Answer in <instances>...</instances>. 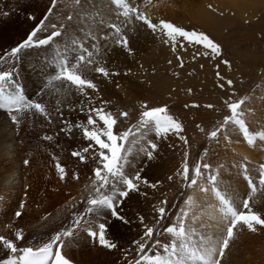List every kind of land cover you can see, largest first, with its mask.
<instances>
[{"label": "rangeland", "instance_id": "1", "mask_svg": "<svg viewBox=\"0 0 264 264\" xmlns=\"http://www.w3.org/2000/svg\"><path fill=\"white\" fill-rule=\"evenodd\" d=\"M33 1L35 3L29 6L28 12L33 14L38 8H41L39 16H44L45 19L48 14H51L49 9L55 10L61 0H56L55 5H53V0ZM127 2L133 7H138L139 11L148 16L154 23L165 20L186 30L203 31L221 45L222 55L213 56L210 50L205 49L203 46L177 38L176 48L173 51L172 42L164 32L160 30L153 32L134 18L131 23L126 22L122 15H119L121 12L119 7L109 11L99 9L97 12H95L97 8L92 7L91 11L82 10L81 12L86 14L89 22L96 23L97 21L98 26H102L108 32V35L114 39L115 44L117 43L109 24H121L123 34L128 37V46L130 45L133 50L129 51L127 47H123L125 49L122 51L128 54L124 67L115 62H122L124 58L121 56L120 59L118 58L119 60L110 63H112L114 71L119 74L127 73L129 76H133L136 72H139L142 75L144 104L146 103L149 107L167 105L169 114L183 124L184 131L181 135L187 138V145L176 135L160 138L164 142H160L159 138L150 137L151 141L155 142L156 140L155 143L158 144L157 153L159 150L163 151V154L165 153L164 155L167 157L168 153L173 151L174 155L179 157V163H181L172 172H169L173 167L169 166V171H165L164 168L167 167L165 162H160L164 155L159 159L157 158L158 154L155 152L152 160L144 155V160L136 162L138 164L137 170H133L139 171L141 176L147 179L148 184H140L139 191L136 192L138 193L137 197L134 196L136 195L135 192H131L128 196L131 199L128 197L121 198L122 203L119 200L117 201V211L124 219L114 217L108 212H105L102 218L96 215H87L85 214L88 207L86 201L90 195L94 194L91 181L95 177L91 173L92 167L85 168L82 165L88 161V158L90 159L89 154L85 153L86 162H81L79 158L72 155V152L81 151L89 144L85 143L84 146L80 147L71 144V146L58 148L60 152L56 153L58 149L53 144L54 141L50 142L51 140L44 139L45 136L52 137V133L42 124L39 127L37 124L38 119L42 121L45 118L44 116L34 112H26L27 116L22 120L19 119L17 125L11 121L9 114L7 116L0 114V120L7 119L11 121L13 133L8 137L0 136V202H2L0 203V235L15 240V231L22 230L24 239L16 241L18 248L38 247L43 242L46 243L56 232L70 228L75 216L85 214V219L95 222L91 225L94 229L98 223L106 224V238L115 243L117 247L108 249L100 246L98 242H93L85 231L78 229L72 237L65 239L66 246L64 248H69L74 253L77 250L76 253L80 252L81 255L88 256H83L84 262H87L86 264H129V261L138 258L136 246L133 242L141 239L145 225L155 227L157 231H162L168 224L176 222L177 214L180 212L179 208L183 207L182 205L187 199L185 197L187 193L185 192L189 189L185 187L182 176L178 175V173H182L185 152L188 153V164L191 169L197 161L210 164L208 157L205 156L204 149L208 150L211 141L218 145L215 148L221 147L219 146L221 141L225 144L224 149L230 147L232 139L235 138L231 131H222L216 139L208 138V133L222 123L226 115L230 114L224 102L226 100L234 102L241 98H247L245 104L242 105V111L245 114L244 119L245 122L247 121L248 127L250 124H255L256 119L254 122L252 120L255 115L257 116L260 113L261 109L264 116V0H127ZM40 22L34 24L26 32V35L28 36ZM48 28L44 27V30L38 32L37 37L34 39L49 35L53 29ZM13 38H15L14 34H9L6 37L7 41H12ZM136 44L141 47L139 54L142 56L138 54L141 57H139L140 59L135 52L137 49ZM163 44H168L167 49L170 52V59L163 64L149 60V55L155 53L156 49H160L159 45ZM81 45L83 44L78 43L75 46L81 51ZM9 52H5L3 56L6 57ZM121 52L119 51L122 55ZM169 52L164 50V52L159 53L158 57L160 59L166 55L169 57ZM99 58L98 56L95 59L99 61V66L106 67L105 65H108V62ZM134 60L138 61L134 62ZM181 60L183 66H181ZM224 60L229 61L231 66L225 65ZM59 64V58H52L47 65L55 71L56 66ZM4 67L5 63L0 62V70ZM217 71L224 77L223 80L217 78ZM82 73L87 77L84 71ZM227 80H232L233 84L229 86ZM121 82L116 83L114 87L119 92L118 87ZM50 83L46 79L44 85ZM68 84L64 81L62 85L69 91L71 84ZM221 84L224 85L223 88L220 87ZM32 101L39 102L34 99ZM144 104L142 103L136 107L138 109H135V111H133L134 109H131V112L126 111L129 113L128 117L121 116L118 119L114 116L117 119L114 132L122 133L133 125H137ZM208 104H212L214 107L212 109L206 108L205 105ZM193 105H199V107ZM249 116L252 117L251 120L247 119ZM94 119L97 120L98 118L94 117ZM97 125V131L104 128V125L99 126L98 120ZM197 125L203 128L204 131H200ZM230 127L234 131L237 129L236 132L239 130L235 125L230 124ZM262 128L259 126L251 131H263ZM152 135L155 136L154 132H151ZM142 139V137H137L138 146H135V148L132 146V152L135 153L143 147ZM167 142H169L168 145L170 143L172 145L170 144V147L168 146L169 148L165 151ZM259 143H262L260 145L264 152V141L259 140ZM38 144L45 151V155L38 151ZM160 144H163V146ZM174 144H180L181 148ZM10 145L13 149L7 150L5 153V148H9ZM144 147H147V145H144ZM219 151V149L216 150L217 153ZM64 156L73 157L77 160V163L72 162V170H69L66 164L63 163ZM201 157H203L202 160ZM258 157L260 158V156ZM25 160L29 161L27 165L24 164ZM235 160L237 161L235 162L236 166L245 164V161H243L241 165L238 158ZM55 162L65 168L67 173L65 179H60V173L56 168V164H54ZM160 164L165 166H163V172L159 169L156 170ZM249 164L253 165L250 166L248 174H241L239 175L241 178H238L239 181H234L236 186L246 189L244 196H239L237 193L239 192L238 188L230 186L231 179L224 177L219 172L217 186L232 200L235 197V199H238L240 206L237 205L238 203L234 204L239 210L245 211L242 201L243 199H249L252 210L264 217V186L259 184L260 172L258 171L259 165L264 163L252 160L249 161ZM97 166H99V162ZM126 167L125 172L128 175H133V172H136H130L131 167ZM84 170L91 181L89 179L86 182L87 186H83L82 191L80 190L81 187L80 189L78 187V191L73 193L76 183H82L88 177L83 175ZM73 172L79 175L78 180L73 179ZM206 175L201 184L208 187L209 191L207 193L200 191L198 195L193 194L196 202L195 219L193 220L190 214L189 218H191L190 222L192 223L188 224L190 228L195 230L193 234L195 239H199L201 235L218 239L224 232L226 225L224 223L222 226L223 231L219 232L214 229L215 225L213 223L209 225V218H205L208 215L207 210L209 208L207 203L214 194L211 191V185L208 184ZM225 175H228V173L225 172ZM169 177H172V179L169 180ZM246 177H251L253 182L256 183L257 190L255 193L251 191ZM151 184H157V187L152 188ZM5 189L11 193V197L3 201L1 195ZM165 199L167 200V215L162 222L157 224L159 213L156 209L164 206L161 202ZM233 202L235 201L233 200ZM136 203H139L138 208ZM17 211L22 213L20 217L14 215ZM141 216L143 222L130 225L129 220H132V217L137 222L141 221L139 219ZM234 232L235 236L230 241L229 249L226 250L221 264L226 263L225 261L228 264H238L239 262L240 264H264V227L258 226L256 232H251L246 226L237 225ZM154 239L168 242L171 237L158 235ZM38 240L40 243H37ZM6 255H10V253H6L0 247V259L5 258Z\"/></svg>", "mask_w": 264, "mask_h": 264}, {"label": "snow or ice", "instance_id": "2", "mask_svg": "<svg viewBox=\"0 0 264 264\" xmlns=\"http://www.w3.org/2000/svg\"><path fill=\"white\" fill-rule=\"evenodd\" d=\"M76 2L79 3V0H76ZM55 3L56 0H53V5ZM113 3L121 9L119 15H122L126 22L131 23L134 18L153 32L157 30L164 32L172 42L173 51L176 48L177 38H182L184 41L203 46L205 49L210 50L213 56L222 55L221 45L216 43L203 31L186 30L181 26L165 20L154 23L148 16L139 11L138 7H133L127 0H113ZM51 11L52 9H49V12ZM44 27V20H41L40 24L22 43L10 50L7 57L14 60L22 50L36 45H47L55 37L61 35L59 31L54 30L44 39H34L37 37L38 32L44 30ZM109 27L113 30L115 42L123 47H127L128 37L123 34L121 24L111 23ZM165 42L167 43L168 41ZM98 51L97 49V53ZM205 54L207 55V52ZM93 56L92 51H89L81 45V54L74 58V62L69 61L66 57L61 59L60 73L57 79H63L72 86H75L81 93L86 88L97 90V85L91 79L86 78L80 71L81 65H97L94 71L102 74L104 77H108L110 73L106 67L99 66V61L94 60ZM7 57L0 56V62H5ZM223 63L229 67L231 66L227 60H224ZM181 66H183L182 60ZM217 78L220 80L224 79L219 71H217ZM227 84L231 86L233 81L227 80ZM220 87L223 88L224 85L221 84ZM246 99L241 98L234 102L226 100L224 102L230 114L226 115L223 118V122L208 133L209 139H216L222 131L227 130L228 125L232 124L239 129L248 145H255L257 140L264 141V131H251L245 122L242 105L245 104ZM193 106L199 107V105ZM205 107L212 109L214 105L208 104ZM143 108L144 110L140 113L138 124L133 125L122 133L114 132L117 119L110 112H105L103 106L89 110L90 113H95L98 120L103 123V129L100 131L96 130L97 120L93 118L92 114H89L87 117V126L83 124L77 125V127L83 129L84 137L94 142L95 146H98V152L93 154V158L99 162V166L93 170L95 177L92 181L94 194L90 195L86 201L88 207L86 208L85 214L96 215L102 218L103 214L108 212L112 216L123 220L124 217L120 216L117 211V201L119 200L122 203L121 198H127L131 192L139 191L141 183L148 184L147 179L143 178L139 171H136L133 175H128L125 172L126 166L135 167L128 158L132 154V150L131 148L125 147L126 144L130 143V136L134 137L136 134H139L141 137H146L151 132H154L158 138L176 135L187 145V138L181 135L184 131L183 124L169 114L167 105L149 107L145 103ZM0 109L6 110L11 121L17 125L19 124L20 115L26 112L38 113L50 120V115L44 104L33 102L24 96L11 70L0 71ZM119 115L128 117L129 114L126 111H122ZM197 127L200 128V131H204L199 125ZM44 139L52 140V137L45 136ZM92 148L93 144L90 143L88 147L81 151H73L72 155L79 158L81 162H86V156L84 154L88 153ZM157 149L158 144L148 140L147 147L140 148V151L151 160L154 158L153 154ZM204 153H207V149H204ZM202 159L203 157H201ZM28 163V160L24 161L25 165ZM259 167V184L264 186V164H261ZM56 168L60 173V179H65L67 175L65 168L59 163L56 164ZM244 168L247 171V165H244ZM190 171L192 173L191 176ZM206 173V179L208 184L211 185V191L220 202L219 212L221 213V221L226 225L220 238L213 239L204 235H201L199 239L194 238L193 234L195 230L189 227L188 220L190 214L192 219H195L194 209L196 202L194 196L190 195L184 201L185 207L181 208L177 214L175 223L168 224L162 231H157L155 227L145 225L141 239L133 242L136 246L138 258L134 261H129V264H221L226 250L229 249L230 241L235 236L234 230L237 228V225L246 226L251 232H256L258 226L264 227V217L260 213L252 210L249 199H243L242 201V206L245 211L239 210L231 197L223 193L217 186L218 171L213 174L211 165L201 163L200 161H197L194 167L190 169L188 153L185 152L182 173H178V175L182 176L185 187L199 188V191L207 193L209 191L208 187L202 184L198 185V179L205 178ZM73 179L78 180L79 175L74 174ZM171 179L172 177H169V180ZM246 179L251 191L255 193L257 190L256 183L253 182L251 177H246ZM150 186L156 188L157 184H151ZM161 204L164 206L156 209L159 213L157 224L162 222L167 215V200H163ZM85 214L75 216L70 228L56 232L48 242L36 248L31 246L18 248L16 241L24 239L22 230L15 231V240L0 235V247L6 253H10L5 258L0 259V264H73V261L63 254L62 249L65 246V239L72 237L78 229L85 231L88 237L93 242H98L100 246L115 249L117 245L106 238V224L98 223L94 229L91 225L95 222L90 219H85ZM14 215L20 217L22 213L17 211ZM140 219L143 222V218L141 217ZM158 235H168L171 239L168 242L154 239Z\"/></svg>", "mask_w": 264, "mask_h": 264}, {"label": "bare ground", "instance_id": "3", "mask_svg": "<svg viewBox=\"0 0 264 264\" xmlns=\"http://www.w3.org/2000/svg\"><path fill=\"white\" fill-rule=\"evenodd\" d=\"M34 3L35 2L33 0H0V56H3L5 52L10 51L13 47H16L18 44L22 43L23 40L27 38L26 32L34 24L40 22L41 19L44 20L45 27L52 28L53 31L59 30L61 35L58 37H55L47 45H40V46L36 45L31 48L22 50L18 54L17 58H15L14 60L6 56L7 58H6V61L4 62L5 67L1 69L0 71H8V70L13 71L15 78L16 77L21 78V81L26 88V92L28 93V95L27 93L26 95L29 96V98L31 99L42 102V104L46 106V109L50 115V120L47 118H43L42 121H40V119H38L37 124H38V127L39 125L42 124L43 127L47 128V130L52 133V140L50 142L54 141L53 144L57 146V149L63 148L64 146H71V144L73 146H79V147L84 146L85 143L93 144L92 150L90 151V153L88 152L90 159L88 158V161L82 165H84L83 167L85 168L92 167V170L91 169L90 170H91L92 175H94L93 170H94V167L95 168L97 167L98 160L93 158V154L95 152H98V146H95L94 142L87 140L83 135V129L81 127H77V125L83 124L87 126V117L89 114H92L93 118L96 117L95 113L89 112V110L92 108H100L101 106H103V109L105 112H110L113 116H116V118L118 117L119 119V117H121L119 115L120 112L122 111L131 112V109H134L133 111H135L136 107H138L142 103L144 104V100H145L144 90L142 87L143 84L141 81L142 75L139 72H136L133 76L131 75L129 76L127 73H125L126 75L119 74L116 71H114L112 63H110L114 60H119L121 56L124 58L122 62H120L121 64L118 61H115V62H117L119 65L124 67L126 60L128 59V54L122 51L125 48H123V46H120L119 44H115L114 39L110 35H108V32H106L102 26H98L97 21L96 23L95 22L93 23L91 21L89 22V18L86 17V14L81 13L82 10H85L86 12L91 11L92 7L97 8L96 10L94 9L95 12H97L99 11V9H101L102 11L114 10V9H117L118 6H116L113 3V0H79V3H77L76 0H61L59 5L55 8V10L53 9L51 11V14H48L46 16L47 19H44V16H39V11L41 10V8H38L37 11L33 14L28 12L29 6L33 5ZM9 34L15 35V38H13L12 41H7L6 39L7 35ZM47 36H42L38 39H44ZM74 43L75 45L78 43L80 44L82 43L84 48H87L89 51H92L94 54L93 56L94 60L97 59V57L99 56L100 57L99 59H101L102 61L108 62V65H105L107 70L110 73L108 77H104L102 74L96 73L94 71V68L97 65L95 66L94 65H91V66L81 65L80 67V71L81 72L84 71L87 74L86 78L91 79L97 85V90L86 88L84 89V92L81 93L75 86L70 85V90L68 91L66 90L65 86L62 85L64 84L63 79H57V77H54V74L57 73L61 65L59 64L58 66H56L55 71L53 68H50L49 65H47L50 59L52 58H59L61 61L62 58L66 57L69 61L74 62V58L77 55L81 54V51L79 50V48H76L77 46H75ZM136 47L137 49L135 52L138 55L141 52V47H139L138 44H136ZM127 48L130 50H133L131 49L130 45L127 46ZM159 48L160 49H156L155 53H152L151 55H149L148 58L149 60L155 61L156 63L163 64L168 59H170V52L167 49L168 44L159 45ZM97 49L99 50L98 53H97ZM164 50L169 52V57L168 55H166L160 59L158 55L159 53L164 52ZM119 51L120 52L122 51L121 52L122 55L119 53ZM139 55H138V58L142 56V55L140 56ZM138 60H134V62ZM46 79L48 81L50 80L49 82L51 83L48 85L47 84L44 85V82ZM119 81H122L120 83V86L118 87L120 89V92L114 88L115 84L118 83ZM143 110L144 108L141 109V112ZM0 114H2L3 116L8 115L7 112H2V111H0ZM26 116H27L26 113H23L20 115L19 119L22 120V118ZM248 118L251 120L252 117L249 116L247 117V119ZM255 119H256L255 124H250L251 127L249 126L251 130L261 126L263 127L262 130L264 131V116H263L262 109L260 113L257 114V116L256 115L254 116L252 121L254 122ZM102 125L103 123L99 121V126L101 127ZM11 128L12 127H11L10 120H7V119L0 120V136L1 137L2 135L7 136V137L9 135H12L13 133H12ZM236 130L234 131V129L230 127V125H228L227 127V131H231L232 135L235 136V138H233L232 142L230 143V147L226 146L228 148L224 149L225 144L223 141H221V143H219V146L221 147L215 148V146H218V145H215L211 141L210 143L211 145H209L207 154H205V156L208 157V160H209L208 162H210L211 170L215 173L218 171L220 174L224 175V177L230 178L231 179L230 186L231 187L235 186L236 188H238L239 192L237 193L239 194V196L242 197L246 194V189L236 186L234 181L235 180L239 181L238 178H241L239 175L248 174L250 170V166L253 165V164L250 165L249 161L253 160V161H258V163L259 162L264 163V152H263L262 146L260 145L262 143H259V140H257L255 145L250 146L246 143L240 131L238 130L239 131L238 133V131L236 132ZM254 131H257V130H254ZM138 136L141 137L139 134H136L134 137L130 136L129 137L130 143L126 144L125 147L132 148L133 146L135 148V146H138V141H137ZM150 137L158 138L156 135L151 136V133L148 134V136L146 137H142L143 147L144 145L145 146L147 145V141L145 140L147 139L151 140ZM160 142H164V141L160 140ZM169 142H167L165 151L170 147L169 145L171 143L168 145ZM160 145L163 146V144H160ZM164 145L166 144L164 143ZM174 145L181 148L180 144H174ZM37 147H38V151L42 153V155L43 154L45 155L44 153L45 151L39 146V144ZM10 149L11 150L13 149L11 145L9 148H5V153L7 150H10ZM217 149L220 150L218 153L216 152ZM58 152H60L59 149L57 150L56 153ZM157 154H158L157 158L159 157L161 158V156L164 155L165 153L163 154V151L161 152L159 150ZM258 156H260V158ZM51 158H52V155H51ZM128 158L131 161V164L135 165V167L129 166L131 167L130 172L136 171L137 170L136 168L138 166L136 162L139 160H144V153L141 152L139 149L135 153L133 151L132 154ZM236 158L240 160L241 165H242V162L245 161L244 165H247V168H248L247 171H245L244 165L243 166L235 165V162H237L235 160ZM160 160L159 161L161 163L165 162V166H167L166 168H164L165 171L167 170L169 171L168 169L169 166L173 167L172 169H170L169 172H172L174 168H177V166L181 163V162L179 163L180 159L179 157L174 155L173 151H170L167 157L165 155L162 156ZM63 161H64L63 163L66 164L69 170L70 169L72 170V162L77 163V160L69 156H66V157L64 156ZM54 164H57V163L55 162ZM145 164L147 165V163ZM163 166L164 164H160L159 166H157L156 170L159 169V170H162L163 172L164 171ZM133 169H136V170H133ZM258 171L260 172V167L258 168ZM225 172H227L228 175H225ZM87 173L89 172L87 171ZM72 174H76V173L73 172ZM83 175L88 176L86 174V171L83 172ZM89 179L91 181V178H89L88 176L86 177V180L82 181V183H79V182L76 183L75 188L73 189V193L78 191L77 190L78 187L79 189L81 187L80 190L82 191V189L85 186H87L86 182H88ZM202 181L203 179H198V185H200ZM185 193H187L185 195V197L187 198L188 196L193 195V194L198 195L200 191L198 188H189L188 191H186ZM134 194H136L134 196L136 197L138 196V193L135 192ZM1 196H2L1 200L6 201L11 197V193L7 189H5ZM128 198L131 199L130 197ZM235 198L233 199L235 201L234 203L235 204L238 203L237 205L240 206L238 199H235ZM139 203H136L137 208L139 207L138 206ZM207 204L209 208L207 210L208 215L205 218L207 219L209 218L208 219L209 225L213 223L215 225L214 229L220 232L222 230V226L224 223L221 221V213L219 212L220 202L218 201L215 194L211 196V200L208 201ZM182 206H183L182 208H184L185 204H183ZM180 210L181 208H179V211ZM133 218L134 217H132V220H129L130 225L141 222V221L136 222L134 221L135 218L134 220ZM190 219L191 218H189L188 223H192L190 222ZM49 240L50 238L48 239V241ZM38 242L39 240L37 241V243ZM33 248H36V247H33ZM62 251H63V254L68 259L73 261V264H86L87 263V262H84V259H83L84 255H81L80 252L76 253L77 250L74 253L69 248H63ZM84 257H88V256H84ZM226 260L228 259L226 258ZM225 262L228 264L227 261ZM238 264H240V262Z\"/></svg>", "mask_w": 264, "mask_h": 264}]
</instances>
